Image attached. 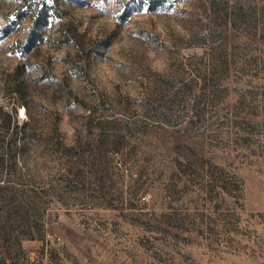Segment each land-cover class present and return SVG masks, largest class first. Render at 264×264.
<instances>
[{"label": "rangeland", "instance_id": "374dc122", "mask_svg": "<svg viewBox=\"0 0 264 264\" xmlns=\"http://www.w3.org/2000/svg\"><path fill=\"white\" fill-rule=\"evenodd\" d=\"M0 264H264V0H0Z\"/></svg>", "mask_w": 264, "mask_h": 264}, {"label": "trees", "instance_id": "16d2710c", "mask_svg": "<svg viewBox=\"0 0 264 264\" xmlns=\"http://www.w3.org/2000/svg\"><path fill=\"white\" fill-rule=\"evenodd\" d=\"M39 39H40L39 29L37 27H33L26 40L22 42V49L25 52L32 50Z\"/></svg>", "mask_w": 264, "mask_h": 264}]
</instances>
